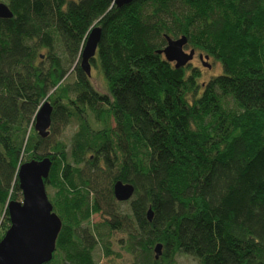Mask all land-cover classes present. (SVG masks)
I'll return each instance as SVG.
<instances>
[{
	"label": "trees",
	"instance_id": "1",
	"mask_svg": "<svg viewBox=\"0 0 264 264\" xmlns=\"http://www.w3.org/2000/svg\"><path fill=\"white\" fill-rule=\"evenodd\" d=\"M5 2L0 240L22 196L19 167L49 157L45 186L62 227L45 264H100L97 247L129 256L122 264H179L181 253L196 264H264V0ZM94 25L102 36L91 65L104 92L79 63ZM181 36L221 71L205 81L199 67L166 60L168 37ZM45 101L43 138L34 125ZM73 119L70 140L52 142ZM118 180L134 185L132 199L115 198ZM114 229L125 234L120 252Z\"/></svg>",
	"mask_w": 264,
	"mask_h": 264
},
{
	"label": "water",
	"instance_id": "2",
	"mask_svg": "<svg viewBox=\"0 0 264 264\" xmlns=\"http://www.w3.org/2000/svg\"><path fill=\"white\" fill-rule=\"evenodd\" d=\"M134 0H114L118 7L128 5ZM13 16L9 6L0 2V18L8 19ZM102 29L94 26L87 35L80 54V67L90 77L92 74L91 61L96 56L101 40ZM188 39L181 36L167 39V45L160 50L166 60L175 64L176 68L183 67L194 58L195 50L185 51ZM209 56L206 55L205 59ZM203 60V55H200ZM204 65L211 67L209 62ZM53 106L45 101L35 117V130L41 137L50 134L52 125ZM52 160L44 157L41 160H29L21 164L18 171L19 186L22 191L21 200H12L8 205L10 227L0 240V264H45L52 260L56 250V240L62 227V220L53 211L48 198L45 179L48 178ZM113 192L118 201H128L135 193L133 184L118 180L114 183ZM148 219H153V211H148ZM163 245L155 246V257L162 254Z\"/></svg>",
	"mask_w": 264,
	"mask_h": 264
},
{
	"label": "rangeland",
	"instance_id": "3",
	"mask_svg": "<svg viewBox=\"0 0 264 264\" xmlns=\"http://www.w3.org/2000/svg\"><path fill=\"white\" fill-rule=\"evenodd\" d=\"M0 2H5V0H0ZM191 50L190 47H185V51L189 52ZM204 62H209L211 67H207L204 65ZM192 65L197 66L201 69L202 72V80H209L212 76L218 74L221 71V65L217 62H214L212 58L201 60L199 57V53L195 51L194 58L190 62ZM74 73L71 72L69 77L73 78ZM92 76H93V85L100 91L104 92L106 90V81L104 75L97 68H92ZM78 129V122L76 119L71 120L66 126L60 127L56 130L55 133L52 134V142L54 140H65L69 141L73 133ZM48 192H52L51 188H47ZM22 199V196H21ZM20 199V200H21ZM122 209H127V204H122ZM101 219L100 215L95 214L93 216V222L99 221ZM125 238V234L121 232L119 229H114L112 236V247L115 251L120 252L121 246L123 244ZM95 259L100 264H122L130 260V257L122 252L121 258H116L115 256L104 257L102 250L100 247H97L95 250ZM179 264H196L197 259L189 254L181 253L178 255Z\"/></svg>",
	"mask_w": 264,
	"mask_h": 264
},
{
	"label": "bare ground",
	"instance_id": "4",
	"mask_svg": "<svg viewBox=\"0 0 264 264\" xmlns=\"http://www.w3.org/2000/svg\"><path fill=\"white\" fill-rule=\"evenodd\" d=\"M95 26V25H94ZM86 40V39H85ZM35 159V158H34Z\"/></svg>",
	"mask_w": 264,
	"mask_h": 264
}]
</instances>
